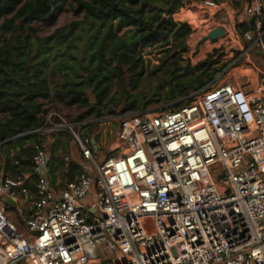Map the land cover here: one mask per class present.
Returning a JSON list of instances; mask_svg holds the SVG:
<instances>
[{
    "label": "built area",
    "instance_id": "built-area-1",
    "mask_svg": "<svg viewBox=\"0 0 264 264\" xmlns=\"http://www.w3.org/2000/svg\"><path fill=\"white\" fill-rule=\"evenodd\" d=\"M194 6L197 20L217 8ZM187 12L172 18L190 26ZM243 16L249 30L221 27V37L244 42L241 57L255 50L264 67V2L247 0ZM184 100L122 116L117 154L102 160L83 134L88 121L49 112L34 132L70 135L83 169L53 185L50 153L36 145L27 175L0 170V264H264V83L214 80ZM24 205L16 224L10 214Z\"/></svg>",
    "mask_w": 264,
    "mask_h": 264
},
{
    "label": "trees",
    "instance_id": "trees-1",
    "mask_svg": "<svg viewBox=\"0 0 264 264\" xmlns=\"http://www.w3.org/2000/svg\"><path fill=\"white\" fill-rule=\"evenodd\" d=\"M189 1L0 0V15L12 13L0 25V150L14 151V155L6 159L4 173L27 175L34 147L44 146L47 135L71 138L61 132H34L43 126L45 117L51 112L49 107L45 108V103L56 101L65 107L86 108V116L98 119L113 103L110 97L112 88H124L125 68L131 74L130 84L136 87L137 79L144 71L138 47L157 38L167 43L170 34L176 40L186 37L190 28L176 23L172 15ZM242 5L243 0H238V8ZM66 6L83 10L84 26L76 33L77 24H72L45 38L36 36L32 25L36 22L54 24L57 13ZM262 25L264 28V17ZM128 26H131L129 33L117 35L118 30ZM236 28L242 33L251 26L249 22H243L237 23ZM181 46L185 52L184 41ZM215 76V71L197 68V72L180 77L170 92L171 96L185 98L192 91L213 82ZM87 90L91 91L94 102L90 101ZM123 93L124 101L115 104L119 106L126 102L121 113L139 111L140 99L128 96L125 90ZM185 104L186 101L179 102L174 108ZM76 121L86 120L79 117ZM95 126L94 121L86 124L84 136L95 139ZM57 159L58 154L53 148L50 163ZM65 165L63 161L61 168L66 181L61 185L72 181L82 168L74 161H70L67 168ZM51 182L54 185L53 178ZM29 187L34 191L33 186Z\"/></svg>",
    "mask_w": 264,
    "mask_h": 264
},
{
    "label": "rangeland",
    "instance_id": "rangeland-1",
    "mask_svg": "<svg viewBox=\"0 0 264 264\" xmlns=\"http://www.w3.org/2000/svg\"><path fill=\"white\" fill-rule=\"evenodd\" d=\"M195 1L190 0L186 2L187 4L184 9L189 8L193 13L197 11L194 6ZM213 1L216 4L223 5V11L225 12H228L229 8L234 9L236 15L242 11L237 6L238 0ZM246 1L243 0L245 3ZM11 16L12 13L4 16L0 15V25L6 22ZM219 16H216L215 19H210L204 15L198 16L203 28L200 29L199 27L194 29L192 26H188L190 32L186 37L182 36L176 40L174 35L170 34L167 43H162L157 38L146 46L140 45L137 53L143 61V75L137 79L136 87H133L130 84L131 74L125 68L123 71L124 88L120 89L117 86L112 88L110 97L113 98V103L109 105L108 110L105 109L103 111L104 115L100 118L94 119L86 116V108L75 106L65 107L56 101L53 104L45 103V108L49 107L50 111H58L72 123L78 122L76 120L79 117H83L88 122L94 121L96 124L94 127L95 141L101 149L100 153L96 154V157L102 160L104 157L117 154V152L112 151L117 142L116 135L122 116L132 113L162 114L174 109L175 105L179 102L185 103L184 97L174 99L170 92L181 76L185 74L189 76L192 72H197V68L204 67L210 71H215L216 76L214 80L217 85L227 83L234 86H260L264 83V67L260 56L256 54L255 50L249 52L248 57H241L240 48L241 46L243 48L245 46L242 41L240 45L237 44V41H229L222 37L216 41H202V38L209 33L204 26L210 27L213 25L217 28L220 27L218 26L219 24L223 23L221 16ZM83 17V10H80L77 6H66L62 12L57 13L54 24L48 25L43 22H36L32 27L36 36L40 38L50 36L56 30L70 27L72 24H77L74 30V33H76L84 26ZM208 20L211 22H208ZM130 29L131 26L122 28L117 31V35L129 33ZM29 34L31 33L29 32ZM183 41L185 43V52H182L183 47L181 44ZM123 90L128 93V96L138 97L140 99L139 111L123 114L121 111L126 106V102L115 106L119 100L124 101L125 95ZM86 94L90 99H93L90 90H87ZM91 102H94V100ZM111 112H116V114H111ZM53 144L55 145L53 146ZM44 147L49 153L55 148L58 154V159L50 164L52 171L51 179L53 178L54 184L61 185L66 181V178H63L61 168L63 161L66 164V168L70 161H74L82 167L78 148L69 136L51 137L47 135ZM13 155V149L0 150V170L3 169L6 159L11 158ZM21 209V215L14 210L10 214V218L16 224H20L29 215L27 205H24Z\"/></svg>",
    "mask_w": 264,
    "mask_h": 264
},
{
    "label": "crops",
    "instance_id": "crops-1",
    "mask_svg": "<svg viewBox=\"0 0 264 264\" xmlns=\"http://www.w3.org/2000/svg\"><path fill=\"white\" fill-rule=\"evenodd\" d=\"M211 1H213V0H211ZM261 1H263V0H261ZM245 5H246V3L243 2L242 8H240V10H242L241 13L236 15L235 14L236 12L234 11V9L229 8V11L225 12V11H223L224 10L223 5L217 4V8L207 10V13L209 14L208 17L210 19H215L216 16L220 15L223 23L219 24L218 26L224 27L228 31H231V30L237 31V28H236L237 23H243L244 22L243 9L245 8ZM188 11H191V9L188 8ZM195 12L199 13V10L197 9V11H195ZM195 12L194 13L193 12H187L185 18L188 20V23L190 24V26H192L194 29L199 28V27L201 29V28H203V26L199 22V20H197L196 16L194 15V14H197ZM209 22H211V21L209 20ZM213 22H214V20H213ZM259 87H261V85Z\"/></svg>",
    "mask_w": 264,
    "mask_h": 264
},
{
    "label": "water",
    "instance_id": "water-1",
    "mask_svg": "<svg viewBox=\"0 0 264 264\" xmlns=\"http://www.w3.org/2000/svg\"><path fill=\"white\" fill-rule=\"evenodd\" d=\"M223 35V30L221 27H217L212 29L207 36L202 38V41L205 40H212V41H216L217 39H219L221 36ZM91 101H93L94 99H90Z\"/></svg>",
    "mask_w": 264,
    "mask_h": 264
},
{
    "label": "bare ground",
    "instance_id": "bare-ground-1",
    "mask_svg": "<svg viewBox=\"0 0 264 264\" xmlns=\"http://www.w3.org/2000/svg\"><path fill=\"white\" fill-rule=\"evenodd\" d=\"M190 25V24H189Z\"/></svg>",
    "mask_w": 264,
    "mask_h": 264
}]
</instances>
